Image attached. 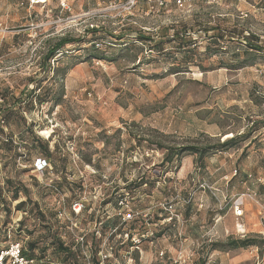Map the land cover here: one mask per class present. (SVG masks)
<instances>
[{"label": "rangeland", "instance_id": "374dc122", "mask_svg": "<svg viewBox=\"0 0 264 264\" xmlns=\"http://www.w3.org/2000/svg\"><path fill=\"white\" fill-rule=\"evenodd\" d=\"M128 1L0 0V89L42 95L35 102L25 97L23 118L0 124V184L11 178L29 188L18 199L5 192L12 213L7 215L0 203V248L18 242L27 246L29 239L51 245V224L78 257L52 254L49 264H95L92 247L110 253L105 262L98 253L103 264H256L258 257L264 259V247L208 250L229 236L243 238L237 224L249 217L264 229V127L253 125L264 119V52L244 68L220 67L222 60L250 57L235 35L223 41L226 48L220 53L195 56L200 66L180 67L181 56L150 51L151 44L137 42L136 34L145 31L157 40L171 26L187 28L204 53L209 41L202 31L219 26L253 32L264 44V0H186L185 8L177 0H166L165 7L137 0L132 8ZM92 27L103 30L89 33ZM122 33V41L111 36ZM63 36L94 40L99 49L68 45L46 69L48 47ZM172 46L168 51L174 52ZM245 130L248 139L212 154L204 165L192 155L180 164H164V150L156 149V141H224ZM6 135L20 140L25 156L5 145ZM45 145L53 153V168L37 173L34 161L46 156ZM203 183L217 188L218 195L199 188ZM127 189L131 194L124 196ZM242 193L251 197L244 215L236 217L232 203ZM122 197H127L126 207L119 204ZM78 200L85 208L75 218L79 227L72 229L70 206ZM21 201L26 204L17 210ZM170 203L179 218L165 209ZM217 219L235 225L224 230L228 236L223 239L213 230ZM82 234L83 244L77 241ZM249 234L264 239V232L246 229Z\"/></svg>", "mask_w": 264, "mask_h": 264}, {"label": "trees", "instance_id": "16d2710c", "mask_svg": "<svg viewBox=\"0 0 264 264\" xmlns=\"http://www.w3.org/2000/svg\"><path fill=\"white\" fill-rule=\"evenodd\" d=\"M103 29H100L99 27H92L91 29H88L89 33L96 34L97 32L102 31ZM213 31V32H212ZM167 33L160 35L159 38L156 40L154 34H147L145 31H138L136 34V40L137 42L140 43H149L151 44L152 48H150V51H153V49H157V51L162 54L163 56H166L167 54H173V55H179L181 56V60L176 61L179 63L180 67H182V64L186 65L187 67L190 64H198L197 61L194 59L195 56L197 55H202V54H208V55H213V54H218L221 52L222 49H225L226 47L223 45V41L226 38H229V40H232L235 38V35H237V38H241V43L242 46H244V54L250 55L248 59H245L244 61H239V59H235L234 61H231V63H225V61H221L220 67H225L228 69H239V68H244L248 65H252L257 57L259 56L258 54H261L264 52V44L263 41L261 40V36L257 35L253 32H246L244 29L243 30H225L220 28L219 26L213 27L211 32L208 30L202 31L204 36H208L207 40L209 41L205 47L204 53H200V51L197 49L198 46V37L194 36L195 34L190 32V29L187 28H182V29H177L173 26L169 27L166 31ZM230 33V36H229ZM247 34V35H244ZM113 38H115L116 41H122L125 38V34H119V35H112ZM96 41L91 40L87 41L83 38H73L69 36H63L57 39L55 43L50 45L47 49V52L44 56L45 58V66L46 69L49 68L51 60L56 59V57L60 53H64L66 47L68 45H73V44H78L80 47L85 45V44H90L89 47H87V51H97L99 48L97 47ZM173 45L170 48L174 49V52L168 51L169 48L167 46ZM84 48V47H83ZM86 48V47H85ZM233 54L236 55V57H239L238 54L233 51ZM99 59H105L103 56L96 55L94 56ZM195 60V61H194ZM250 63V64H249ZM198 66H200L198 64ZM67 71H63L62 75L66 74ZM51 88H48L45 90L47 92V95H50L51 93ZM62 92L60 94L55 93L56 97V104H58L59 100L61 99ZM30 96V101L35 102V99H40L42 98V95L36 94L34 91H31L29 94H21L17 96L14 94L8 87H5L3 89H0V124L4 125H9L12 120L17 118L20 120L22 117V112H21V106L26 102L25 97ZM35 97V98H34ZM25 99V100H24ZM261 122L263 123L262 127H264V119L261 121H253V125ZM2 126V125H1ZM5 131L7 130V126H5ZM28 130L32 131L33 128L31 125H29ZM253 131L257 130L256 128L252 129ZM33 132V131H32ZM250 136V131H244L241 134L233 135L232 137L220 141L219 139H216L214 142V139H208L204 141H198L196 143H187V144H177V145H171V144H165L161 141H156V149L157 150H164V159L163 163H168V164H173L174 162H178V164L181 163V160L184 156L186 155H192L195 157V160L197 161L198 164L204 165L205 159L207 157H210L212 154L221 152L224 150H228L232 147H235L238 145V143L248 139ZM135 139H137L139 142H141L143 139L139 137L138 135L134 136ZM13 139L15 137H9L6 135L5 137V145L8 147H14L15 149H18L19 151V146L16 145L13 142ZM19 140V139H18ZM34 143H39V137L33 138ZM144 141H147V139H144ZM20 146L23 149V152L19 151L20 157H23L26 155L25 148L21 145V142L19 140ZM58 148V145L56 146V149ZM45 155L46 156H40V158H46L51 161L50 158L54 157L53 153L50 151L49 146L45 145L44 147ZM66 157V155L64 156ZM39 158V157H37ZM36 158V159H37ZM35 159V160H36ZM34 168V167H33ZM140 184L139 186H141ZM128 190V189H127ZM5 192L12 193V198L13 199H18L20 192H25L26 195L29 193V188L27 185H25L22 181L21 182H16L11 178H7L5 180V186H2L0 184V203L1 206L4 210V212L7 215H10L12 213V207H11V202L8 201L5 197ZM131 194V191L128 190L127 193H123L124 196H129ZM26 204L25 201H21L16 205L17 210H21L23 206ZM36 203H34V206ZM37 214H39L40 217H44L42 212H38L35 208L32 209V211ZM109 221H106L105 224H108ZM24 223V220L22 219L19 223L18 228L21 227V225ZM50 224V223H49ZM48 232L52 233V240L50 241L51 245H46V243L43 244V246L39 245V240L38 239H29L27 242V246H22V252L25 256L36 259L38 261H46L47 258H52V254L58 255L59 258H71V257H78V255L74 252V250L71 248L72 246L66 245L57 234V232L53 231L51 224L48 225ZM100 233V232H99ZM122 235V232L119 233ZM258 237L253 234L246 235L243 238H234L233 236H229L226 241H215L211 244L209 248V252H213L215 250H220V251H230V250H235V249H245L251 246H260L264 247V239H257ZM130 240L131 242V235L128 237V241ZM20 243V242H18ZM13 244V243H11ZM8 245L7 247L1 249L0 248V253L6 249H8L10 246ZM21 244V243H20ZM53 248L51 256H48L47 250L49 248ZM92 249V260L95 264H101L99 261L98 257V251ZM110 250H114V248L111 246ZM36 251L41 252V254L36 255ZM63 255V256H62ZM135 258L137 259L138 256L137 254L134 255ZM50 263V261H46Z\"/></svg>", "mask_w": 264, "mask_h": 264}, {"label": "built area", "instance_id": "2783aa9c", "mask_svg": "<svg viewBox=\"0 0 264 264\" xmlns=\"http://www.w3.org/2000/svg\"><path fill=\"white\" fill-rule=\"evenodd\" d=\"M136 1L137 0H129L127 2L128 7L132 8L135 5ZM154 2L156 3V5L160 7L167 6L166 0H155ZM208 2L218 3L219 0H208ZM177 4L179 7L185 8L186 0H177ZM13 142L19 146V151L23 152V149L20 146L19 140L15 138L13 139ZM33 167H34V171L37 173H45L46 171L51 170L53 168L52 163L49 159L40 158V157L34 161ZM251 176H252L251 174L248 175V177H251ZM199 188H202L204 190H210L214 196L218 195L217 193L218 189L214 188L212 185H209L207 183L200 184ZM248 197H251V195L247 193H242L233 200L232 208H233V212L236 217H242L244 215L246 199ZM127 203H128L127 197H122V199L119 201V204L125 207L128 205ZM84 208H85V204L83 203L82 200L75 201L71 204L70 211L74 215V217L70 218L69 220L71 222L72 229L79 227V222L76 221L75 218H77L83 212ZM165 209L171 212L173 216H176L177 218H179V215L174 214L175 212L174 204H171V203L168 204L165 207ZM127 216L128 218H132L133 216L132 212H130ZM239 225L244 227L243 224H237V232L238 234H241L242 236L245 237L246 229L244 228L243 230H241L239 228ZM77 241L83 244L85 241V234L79 235L77 238ZM99 254L101 256V261L103 262H105V260L108 259L110 256V253L99 252ZM103 262L101 263L103 264ZM263 263H264V259H260L258 257L256 264H263ZM0 264H49V263L43 260L38 261L36 259H32V258L25 256L22 252L21 244L13 243L8 249L0 253Z\"/></svg>", "mask_w": 264, "mask_h": 264}, {"label": "crops", "instance_id": "0c3cea01", "mask_svg": "<svg viewBox=\"0 0 264 264\" xmlns=\"http://www.w3.org/2000/svg\"><path fill=\"white\" fill-rule=\"evenodd\" d=\"M244 227L247 229V230H250L251 232H264L263 228H262V225L260 222H258L257 220H252L251 217H249V219L246 220V223L244 224ZM229 228L231 229H234L235 228V225L234 223H231L229 226L226 225V224H223V223H220V221L217 219V222L216 224H214L213 226V230L216 234H219L217 235V238H225L226 236H228L227 234H224V230H229ZM226 231V232H227Z\"/></svg>", "mask_w": 264, "mask_h": 264}, {"label": "bare ground", "instance_id": "6f19581e", "mask_svg": "<svg viewBox=\"0 0 264 264\" xmlns=\"http://www.w3.org/2000/svg\"><path fill=\"white\" fill-rule=\"evenodd\" d=\"M230 136V134H227L226 137Z\"/></svg>", "mask_w": 264, "mask_h": 264}]
</instances>
